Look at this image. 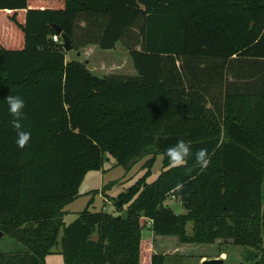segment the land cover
Returning a JSON list of instances; mask_svg holds the SVG:
<instances>
[{
    "label": "trees",
    "instance_id": "16d2710c",
    "mask_svg": "<svg viewBox=\"0 0 264 264\" xmlns=\"http://www.w3.org/2000/svg\"><path fill=\"white\" fill-rule=\"evenodd\" d=\"M3 21L0 232L22 247L0 264H46L62 228L65 264H143L144 249L146 264H164L142 241L147 222L184 244L231 238L264 264V0H0ZM55 26L76 51L122 44L136 74L99 77L68 61ZM10 94L26 103L23 150ZM180 139L193 154L206 148L210 165L171 166L166 149ZM105 154L128 171L163 156L165 170L119 195L125 216L88 207L66 226L65 207Z\"/></svg>",
    "mask_w": 264,
    "mask_h": 264
},
{
    "label": "rangeland",
    "instance_id": "374dc122",
    "mask_svg": "<svg viewBox=\"0 0 264 264\" xmlns=\"http://www.w3.org/2000/svg\"><path fill=\"white\" fill-rule=\"evenodd\" d=\"M0 29H8L5 21L0 24ZM83 50L67 52V60L84 63L93 74L99 77L134 76L136 74L133 61L122 44H118L117 48L112 51L96 48L85 54ZM149 159L139 161L128 171L124 167L117 166V161L112 156L105 154L103 168L100 171L90 172L86 176L79 190V196L65 207V225L68 226L76 221L80 213L88 207L91 212L125 216L129 205L120 202L122 207L117 208L116 202L119 195L127 192L130 187L142 180H146L145 184L154 182L165 170L163 156H158L153 166L148 169L147 162ZM166 203L178 215L187 213L183 205L172 197ZM192 229L193 223H189L187 226L189 234ZM63 235L64 229L62 228L59 234V245L53 249V254L47 256L46 264H65L62 254ZM142 241L145 243L147 241L152 242V253L164 255L166 257L164 264H202L204 260L212 259H223L225 264H251L253 261L249 260L248 256L257 255L258 257L253 259L256 261L262 255L259 250L236 246L231 238H219L209 243L184 244L176 237H155L150 229V222L146 223V228L143 230ZM21 247L13 238L0 232V252L8 253ZM146 259V249H144L143 264H146Z\"/></svg>",
    "mask_w": 264,
    "mask_h": 264
},
{
    "label": "clouds",
    "instance_id": "9594fccd",
    "mask_svg": "<svg viewBox=\"0 0 264 264\" xmlns=\"http://www.w3.org/2000/svg\"><path fill=\"white\" fill-rule=\"evenodd\" d=\"M5 102L8 106L9 114L12 119L10 121L11 127L15 131V143L21 150L29 146L32 133L25 129L24 109L26 107L25 100L19 95H12L6 97ZM194 156L196 164L201 168H207L211 163V158L206 148H201L193 154L190 144L183 139L178 140L174 145L166 149V157L168 162L173 167L185 165ZM182 185H178L181 187Z\"/></svg>",
    "mask_w": 264,
    "mask_h": 264
},
{
    "label": "water",
    "instance_id": "95a60500",
    "mask_svg": "<svg viewBox=\"0 0 264 264\" xmlns=\"http://www.w3.org/2000/svg\"><path fill=\"white\" fill-rule=\"evenodd\" d=\"M57 30V34L60 35L63 39V47L66 52H72L73 46L72 42L67 34H64L62 29L55 26ZM202 264H225V261L223 259H212V260H204Z\"/></svg>",
    "mask_w": 264,
    "mask_h": 264
},
{
    "label": "crops",
    "instance_id": "0c3cea01",
    "mask_svg": "<svg viewBox=\"0 0 264 264\" xmlns=\"http://www.w3.org/2000/svg\"><path fill=\"white\" fill-rule=\"evenodd\" d=\"M96 48H98V47H96V46H94V47H88V48H85L83 50V52L86 54L88 51H91V49H96Z\"/></svg>",
    "mask_w": 264,
    "mask_h": 264
},
{
    "label": "built area",
    "instance_id": "2783aa9c",
    "mask_svg": "<svg viewBox=\"0 0 264 264\" xmlns=\"http://www.w3.org/2000/svg\"><path fill=\"white\" fill-rule=\"evenodd\" d=\"M53 40H54L55 42H58V41H59V38H58L57 36H55V37L53 38Z\"/></svg>",
    "mask_w": 264,
    "mask_h": 264
}]
</instances>
